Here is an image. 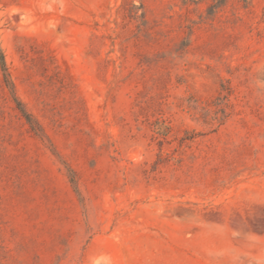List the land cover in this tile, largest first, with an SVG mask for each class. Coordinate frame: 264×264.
Returning <instances> with one entry per match:
<instances>
[{
  "label": "rangeland",
  "instance_id": "374dc122",
  "mask_svg": "<svg viewBox=\"0 0 264 264\" xmlns=\"http://www.w3.org/2000/svg\"><path fill=\"white\" fill-rule=\"evenodd\" d=\"M0 264H264V0H0Z\"/></svg>",
  "mask_w": 264,
  "mask_h": 264
}]
</instances>
